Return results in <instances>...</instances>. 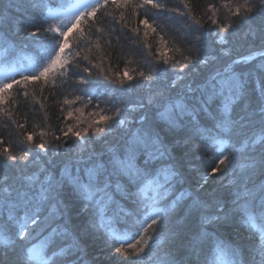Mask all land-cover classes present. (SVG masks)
I'll return each instance as SVG.
<instances>
[{
	"label": "snow or ice",
	"instance_id": "obj_1",
	"mask_svg": "<svg viewBox=\"0 0 264 264\" xmlns=\"http://www.w3.org/2000/svg\"><path fill=\"white\" fill-rule=\"evenodd\" d=\"M181 3L183 11L166 0H84L69 6V14L63 5L53 8V0H34L30 7L48 26L34 17L15 22L24 41L48 42L39 48L45 58L31 63L22 80H0V117L22 137L14 147L0 134V252L11 250L8 264H85L90 238L103 242L109 264H198L191 257L207 241L214 247L204 264L223 257L227 264H264V0H213L199 15V4ZM173 14L188 22L187 35L169 45L165 18ZM107 17L111 21L101 26ZM129 17L133 43L143 41L148 49L147 64L130 68L127 60L114 68L110 36L127 29ZM242 25L261 40V50L223 63L204 54V33L212 26L217 43L226 44L222 34ZM150 34L158 37L155 51ZM78 58L88 66L69 77ZM65 78L81 94L65 96L63 105L83 106L66 112L59 136L46 139L49 133L38 125L27 132V116L19 122L9 107L20 102L13 86L39 82L43 91ZM137 88L148 90L147 101L127 102ZM28 95L26 88L22 97L15 93ZM114 133L119 136L110 140ZM208 152L203 163L214 166L201 173L191 160ZM189 178L195 194L183 189ZM74 217L80 222L73 227ZM226 231L250 239L230 245L220 239Z\"/></svg>",
	"mask_w": 264,
	"mask_h": 264
},
{
	"label": "trees",
	"instance_id": "obj_2",
	"mask_svg": "<svg viewBox=\"0 0 264 264\" xmlns=\"http://www.w3.org/2000/svg\"><path fill=\"white\" fill-rule=\"evenodd\" d=\"M34 2V0H0V63L8 61V63H12L10 61L14 60L16 65L20 66V70L15 71L14 73L5 74L4 76H0V80H8L9 82L12 79L22 80V74H27L30 70V64L33 62H39L43 57L39 48L41 45H44L48 42L47 37H40L36 42H26L23 40L25 35L24 31H17L16 21L18 19L24 18H35L37 24H43L44 27L48 26V22L43 20V17L39 15L36 10L32 9L30 5ZM47 2V0H45ZM69 0H53L52 7L55 8L56 5L65 6ZM193 4H199L201 6L200 9H197V14H200L202 7L213 0H191ZM166 3L169 8H180L182 11L183 5L181 0H166ZM19 8V11L17 10ZM111 11V8H109ZM98 17L100 13L97 14ZM143 15V12H141ZM104 19V23L101 25L106 27L107 24L111 21V17L102 18ZM166 23L171 25L172 30L168 31L165 39L169 41V45L172 43H179L180 39L187 35L186 25L187 21H185L182 17H179L173 14V18L171 20H167L165 18ZM59 21H54V23H58ZM129 27L121 31V29H117V31L111 34L110 39L112 40L113 48L107 49L112 52V64L115 68L117 65L120 68H123L124 64L127 60H132L133 63L129 65L130 68H135L137 63H139L142 67L146 66L147 61H145V54L148 52V49L143 46V41L139 43H133L136 39L131 33L130 28L134 26L135 21L133 18L129 17L128 20ZM63 27L64 25H60ZM84 27V25H81ZM206 28L209 25L205 26ZM213 32H205L203 37V52L209 58L216 57L219 63H223L225 60L230 62V59H238L241 55H251L254 51L261 50V40L253 35L249 34V25H242L236 29V31L232 32L229 36L228 34H222L227 36V43L220 44L217 43V38L214 35V26H212ZM34 30V29H33ZM76 34V30L70 34L69 39ZM163 34V33H162ZM50 36H58V34H49ZM92 40H96V36H92ZM117 42L120 46H117ZM101 47L106 48L104 40L100 41ZM147 43L152 46L153 51L158 46V37L155 34H150L147 38ZM75 48V45H73ZM83 48V44H81V49ZM81 49H76L80 51ZM72 49H69L71 51ZM230 53V56H225L224 53ZM85 54L82 52V55ZM93 59V63H96V53L95 48L93 47V52L89 54ZM171 55V53H169ZM151 60V56L148 57ZM81 63V69L75 68V63ZM261 61L257 59L254 62V68H258L260 66ZM12 63V65L14 66ZM88 66L87 61H82L78 58L77 61H74L71 65H69L71 71H69V77L73 76L74 71H82V68ZM253 71V75H255V70ZM93 78L98 79L101 83H104L103 76H96V70H93ZM86 75V74H85ZM66 83L61 84L59 79L57 81V86L53 87L51 84L43 87V91H41V84L39 82L35 84H28L25 86L23 83L20 85H14L11 90V94L13 98L19 99V104H10L9 107L12 109L14 113V118L19 122L24 121V117L27 116V124L26 131L33 132L34 125L40 126L41 129L45 130L49 133L46 139H51V134L55 133L56 135H61L59 132L60 128L65 127L64 120L66 119V112L68 110H74L77 107H82L83 105L80 102L72 105L71 109L67 105H63L62 101L67 96L69 99H72L75 95L81 94L79 89H75L73 81L67 79ZM28 91L29 95L26 98H21L23 91ZM20 92L21 97H15V93ZM149 92L145 88H137L133 90L132 94L125 97V100L129 103H135L137 101H147V97ZM41 105L44 107L41 108ZM64 108L65 111L61 112V108ZM18 109V110H17ZM91 109V106L85 109V113ZM45 112H47V117L45 118ZM75 115V112H74ZM75 121L73 119H68L67 123L69 125L73 124ZM20 129H17L14 124L7 117H0V134H2L6 141L11 142L13 146L19 142L22 137L20 136ZM119 136V133H114L113 136L109 137L110 140L115 139ZM37 142L39 138L37 137ZM71 144V141H69ZM95 147L99 150L103 145H95ZM39 151V150H37ZM52 149L49 148V152L51 153ZM212 153H202L201 156L196 157L191 160V165L196 167L199 172L203 171H211V167L214 164L208 165L204 164L203 160L207 159V157L211 156ZM48 159H55L54 156L46 157ZM59 161H57L58 163ZM187 174V169H186ZM191 175H197V173H192ZM195 183L189 178L188 183L183 185V189H187L188 191H192L195 194ZM217 186L213 184L208 188V192L213 191ZM181 189V190H183ZM222 192V190H221ZM200 196L202 198L207 197V193L201 192ZM80 222V217H74V222L72 226L74 227L76 223ZM220 239L224 240L227 244H232L233 241L236 244H246V242L250 239L246 232H241L240 234H236L234 231H226ZM234 246V245H233ZM214 245L211 241L205 242L203 247V251L199 256H192L191 259L194 261H198V264H204L205 259L210 257V249L213 248ZM104 248L103 242L96 238H90L88 244L86 245V254L84 255L85 264H109V260L106 255V251L104 254H101V249ZM14 256L12 255L11 250L7 253L0 252V264H8L9 261L13 260ZM258 259V257H257ZM228 257H223L217 261V264H227Z\"/></svg>",
	"mask_w": 264,
	"mask_h": 264
},
{
	"label": "rangeland",
	"instance_id": "obj_3",
	"mask_svg": "<svg viewBox=\"0 0 264 264\" xmlns=\"http://www.w3.org/2000/svg\"><path fill=\"white\" fill-rule=\"evenodd\" d=\"M84 0H69V2L61 9V11L67 10L69 14H71V9L69 6L76 5L78 3H82ZM59 20H66L65 16H60ZM13 64L15 63L14 60L10 61ZM12 63H8V61H5L3 63H0V76H4L5 74L14 73L15 71L20 70V66Z\"/></svg>",
	"mask_w": 264,
	"mask_h": 264
}]
</instances>
